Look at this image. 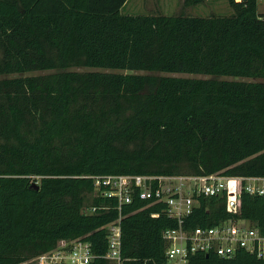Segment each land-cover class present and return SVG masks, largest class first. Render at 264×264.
I'll use <instances>...</instances> for the list:
<instances>
[{
    "label": "trees",
    "instance_id": "trees-1",
    "mask_svg": "<svg viewBox=\"0 0 264 264\" xmlns=\"http://www.w3.org/2000/svg\"><path fill=\"white\" fill-rule=\"evenodd\" d=\"M127 1L0 0V264H33L78 238L91 264H114L106 226L120 215L122 264H166L163 232L177 221L139 198L119 210L95 176H264L259 0L207 17L124 14ZM229 218L264 232V197L243 193L235 213L224 197L202 198L184 228ZM189 264L264 258L198 252Z\"/></svg>",
    "mask_w": 264,
    "mask_h": 264
},
{
    "label": "built area",
    "instance_id": "built-area-1",
    "mask_svg": "<svg viewBox=\"0 0 264 264\" xmlns=\"http://www.w3.org/2000/svg\"><path fill=\"white\" fill-rule=\"evenodd\" d=\"M95 188L102 197L116 198L118 208L139 198L148 206L163 205L167 215L178 227L167 228L166 264H189L191 255L214 253L231 258L245 249L264 258V232L245 219L229 218L214 226L184 228L185 220L201 205L205 197H224L231 212H239L243 193L264 197V176L211 174H108L94 177ZM96 206L83 209L94 213ZM160 211L153 213L158 216ZM122 215L107 224L109 248L105 258L122 264ZM94 258L91 243L83 238L61 240L52 250L30 260L33 264H91Z\"/></svg>",
    "mask_w": 264,
    "mask_h": 264
},
{
    "label": "rangeland",
    "instance_id": "rangeland-1",
    "mask_svg": "<svg viewBox=\"0 0 264 264\" xmlns=\"http://www.w3.org/2000/svg\"><path fill=\"white\" fill-rule=\"evenodd\" d=\"M259 12H264V0L258 1ZM121 12L124 14L141 15L150 13L161 14H179L186 13L196 16H224L232 13L228 0H203L199 3L186 4V0H128L122 7ZM85 70L87 68H77ZM43 73L34 71L27 74ZM13 74L11 76H17ZM188 76L207 77L204 75L181 74ZM3 77V76H0Z\"/></svg>",
    "mask_w": 264,
    "mask_h": 264
}]
</instances>
